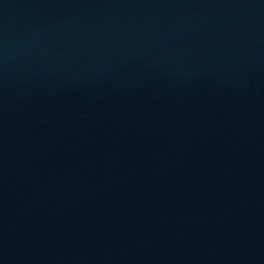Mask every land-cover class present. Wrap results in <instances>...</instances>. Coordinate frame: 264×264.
I'll return each mask as SVG.
<instances>
[{
	"label": "water",
	"instance_id": "1",
	"mask_svg": "<svg viewBox=\"0 0 264 264\" xmlns=\"http://www.w3.org/2000/svg\"><path fill=\"white\" fill-rule=\"evenodd\" d=\"M0 264H264V0H0Z\"/></svg>",
	"mask_w": 264,
	"mask_h": 264
}]
</instances>
